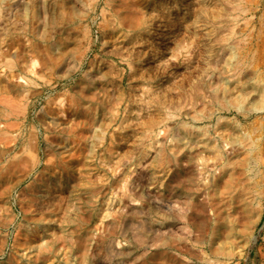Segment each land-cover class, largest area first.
<instances>
[{"label": "rangeland", "instance_id": "1", "mask_svg": "<svg viewBox=\"0 0 264 264\" xmlns=\"http://www.w3.org/2000/svg\"><path fill=\"white\" fill-rule=\"evenodd\" d=\"M44 263L264 264V0H0V264Z\"/></svg>", "mask_w": 264, "mask_h": 264}, {"label": "bare ground", "instance_id": "2", "mask_svg": "<svg viewBox=\"0 0 264 264\" xmlns=\"http://www.w3.org/2000/svg\"><path fill=\"white\" fill-rule=\"evenodd\" d=\"M173 10V9H172ZM175 11V10H174ZM172 12V11H171ZM169 14V13H168ZM174 15V14H173ZM172 16V15H171ZM170 17H168V19H169ZM155 19V18H154ZM153 19V20H154ZM171 19H172V17H171ZM159 20V19H158ZM159 22V21H158ZM161 23V22H160ZM160 23H157V24H160ZM164 25V24H163ZM162 26V25H161ZM164 26H166V23H165V25ZM167 27V26H166ZM172 27V26H171ZM159 29H161V28H159ZM164 29V28H163ZM206 29V28H205ZM162 32V31H161ZM206 32V31H205ZM167 33V32H166ZM158 35H159V33H157ZM170 34H168V36H169ZM160 36V35H159ZM162 36V35H161ZM206 36H207V34H206ZM209 37V36H208ZM167 38V37H166ZM165 38V39H166ZM172 38V37H171ZM167 40H168V38H167ZM161 41V40H160ZM169 41V40H168ZM171 41V40H170ZM160 43V42H159ZM207 44V43H206ZM153 57V56H152ZM155 57V56H154ZM158 58V57H157ZM155 59V58H154ZM159 59V58H158ZM157 59V60H158ZM148 60H150V59H148ZM152 61V60H151ZM154 61V60H153ZM157 62V61H156ZM153 63V62H152ZM162 78V77H161ZM95 213H96V211H95ZM95 216H96V214H95ZM97 217V216H96ZM99 217V216H98ZM40 242V241H39ZM32 243V242H31ZM30 243V244H31ZM36 244V243H35ZM32 245V244H31ZM30 246V245H29ZM33 246V245H32ZM65 259V258H64ZM52 260V259H51ZM64 261V260H63ZM53 262V261H52ZM47 263V262H46ZM45 264V263H44Z\"/></svg>", "mask_w": 264, "mask_h": 264}]
</instances>
